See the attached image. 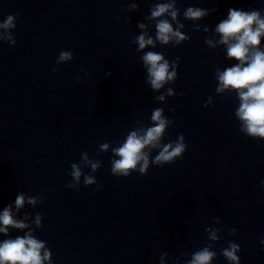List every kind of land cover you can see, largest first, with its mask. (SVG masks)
Segmentation results:
<instances>
[{
    "label": "clouds",
    "instance_id": "9594fccd",
    "mask_svg": "<svg viewBox=\"0 0 264 264\" xmlns=\"http://www.w3.org/2000/svg\"><path fill=\"white\" fill-rule=\"evenodd\" d=\"M131 7L136 8L137 5L133 4ZM173 9V3H156L151 8L150 16L146 18L157 20L155 40L148 35L147 31L134 37L132 42L138 44L137 51H141L148 46L154 48L156 41H159L161 45H167L172 40L175 41V44H179L180 41L187 39L178 28L174 30L172 23L168 19H157L167 13L175 21L177 10ZM184 15L189 19H199L207 15V12L199 8L189 7ZM16 19V16L9 14L3 21H0V29L8 32L7 39L11 40L13 44L16 41L9 30L15 28ZM182 26L180 25V27ZM138 27L145 29L146 25L140 23ZM215 31L221 37L219 44L227 46V57L238 61L233 66L225 68L224 71L216 73L219 81L216 91L236 90L240 100L236 115L243 122L240 131L252 138H264V50L259 47L261 37L264 36V18H261L260 11L257 10L249 12L230 8L228 10V18L221 21L216 26ZM206 43L212 45L211 40L206 41ZM72 59L73 53L71 51H61L56 63L60 64ZM141 59L147 69V82L153 90H159L167 82L178 78L176 63L179 61V57L171 62L173 69L171 72H169L170 62L165 59L162 53L147 51ZM58 70V68L52 69L54 72ZM168 92L171 94L172 90L169 89ZM157 99L163 100L164 96L161 95ZM169 110L172 111L173 109ZM162 113V108L155 109L151 115L153 126L148 127L146 130L141 129L129 132L126 140L119 147L112 149L113 155L119 157V159L111 160L112 175L129 177L134 171H138L141 174L145 173L149 168V155L152 149H161L151 161L153 165L160 167L174 163L177 159L183 157L182 154L187 148L183 134H180L176 141L166 144L161 143L165 130L168 124L171 123ZM108 147L107 143L101 144L100 150L107 151ZM83 159L86 164L91 165L92 173H95L100 167L99 161L92 162L88 160L86 152L83 154ZM71 169L72 182L67 184L66 187L78 189L82 175L85 187L97 184L94 175L84 174L76 163L71 164ZM261 184L264 185V181H261ZM99 187L97 185L94 191H98ZM24 203V195L22 193L17 195L15 199L16 209L22 208ZM28 203L34 205L36 199L30 197ZM40 219V215L37 214L35 223L38 227L40 226ZM0 224L3 225V227H0V233L5 235L8 234L10 227L16 229L29 227L24 221L13 218L10 205L0 214ZM205 231L210 232L208 237L210 240L217 241L219 239L216 235V231L219 230L205 229ZM235 232L236 229L233 228L228 234L232 235ZM261 243L264 244V239L261 240ZM211 247V245H208L196 251L187 264H211L213 258L217 256V253L211 250ZM42 249H44L43 255H41ZM240 250V246L236 242L231 241L228 247L222 250L221 255L231 264H240V257L237 256V252ZM50 259L51 252L45 249L44 242L34 238L31 232L24 236H17L15 239H6L0 243V264H43L44 261Z\"/></svg>",
    "mask_w": 264,
    "mask_h": 264
}]
</instances>
